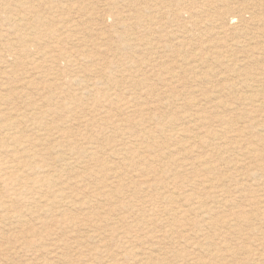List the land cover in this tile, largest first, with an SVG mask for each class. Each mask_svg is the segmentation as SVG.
Listing matches in <instances>:
<instances>
[{
	"label": "rangeland",
	"instance_id": "rangeland-1",
	"mask_svg": "<svg viewBox=\"0 0 264 264\" xmlns=\"http://www.w3.org/2000/svg\"><path fill=\"white\" fill-rule=\"evenodd\" d=\"M253 98L264 0H0V124L69 179L0 224V264H264Z\"/></svg>",
	"mask_w": 264,
	"mask_h": 264
},
{
	"label": "bare ground",
	"instance_id": "bare-ground-1",
	"mask_svg": "<svg viewBox=\"0 0 264 264\" xmlns=\"http://www.w3.org/2000/svg\"><path fill=\"white\" fill-rule=\"evenodd\" d=\"M189 1V0H188ZM194 1V0H193ZM182 2V1H181ZM181 4V3H180ZM186 4V3H185ZM192 4V3H190ZM226 4V2H225ZM183 5V4H181ZM180 5V6H181ZM188 5V4H187ZM228 5V4H226ZM180 6L178 8H180ZM185 6V5H184ZM182 7V6H181ZM190 7V5H189ZM228 7V6H227ZM183 8V7H182ZM191 8V7H190ZM184 10L186 9L183 8ZM188 11V10H187ZM199 13V12H198ZM180 14V13H179ZM190 14V13H189ZM193 14V13H192ZM201 14V13H200ZM178 15V14H177ZM194 16V14H193ZM182 17V16H180ZM191 17V16H190ZM196 19V18H194ZM181 20V19H179ZM191 20V19H190ZM198 20V19H197ZM195 20V21H197ZM200 21V20H199ZM200 23V22H199ZM198 23V24H199ZM196 25V24H195ZM194 26V24L192 25ZM191 27V26H190ZM195 27H198L197 25ZM192 28V27H191ZM190 29V28H189ZM193 35V34H192ZM56 50V49H55ZM76 81V80H75ZM80 83V82H79ZM72 85V84H71ZM87 91V90H86ZM90 92V91H89ZM88 92V93H89ZM83 94V93H82ZM90 94V93H89ZM73 95V94H72ZM75 95V94H74ZM87 95V94H86ZM81 97V95H79ZM78 96V98H79ZM67 97V96H66ZM68 97L70 98V96L68 95ZM72 97V96H71ZM83 97V96H82ZM68 98V99H69ZM88 98V97H87ZM66 98V100H68ZM72 98H70L69 100H71ZM81 99V98H79ZM73 100V99H72ZM252 103L257 106L258 108L260 107L261 103H259V101H256L253 99H251ZM263 103V102H262ZM70 104V102H69ZM65 105H68V102H66ZM192 106V105H191ZM261 106H264V105H261ZM70 107V106H69ZM68 107V108H69ZM256 107V108H257ZM195 116V115H194ZM198 116V115H197ZM196 116V117H197ZM198 119V117H197ZM194 120V119H193ZM198 121V120H196ZM196 123V122H195ZM14 129H15V125L10 122L8 124H0V158L3 157V158H6L7 159V162L8 164H6V166L4 167V173H1L0 172V214H3L5 217L3 219H0V224L3 225L5 224L6 222L10 225V222L12 221H17L19 220V218L21 217V215L19 214V212H17V208L18 205L20 204V202H22V199L24 198V196H26L27 194H32L31 192H35L34 190L37 188L36 191L39 190V188L42 186V187H46L47 189H50L53 185H54V190H56L55 187L56 185L55 184H61L60 188H58V191L57 193L54 192V195L52 196H56V194H60L58 197H61L62 196V191L65 190L66 188H68V185L67 186H63V180L65 181L66 179H63L61 178L60 175H63V174H58L51 172L50 169L47 170V168L45 169L46 165L45 164H38L39 162V158H38V161L36 160V154L32 153V151H30L29 147L31 146H34V145H30L28 144V142L26 140H23V137L19 134V133H14ZM12 131V132H10ZM28 139V138H27ZM31 141V138L29 139ZM33 140V139H32ZM194 140V139H193ZM192 140V141H193ZM194 142V141H193ZM201 142V141H200ZM199 142V143H200ZM33 144V142H32ZM37 144V143H36ZM35 144V145H36ZM29 145V146H28ZM34 148V147H32ZM36 148V147H35ZM39 156V155H38ZM41 157V155H40ZM43 157V156H42ZM46 159V158H45ZM59 159V158H58ZM41 160V158H40ZM44 160V159H42ZM41 160V161H42ZM53 160V159H52ZM61 160V158H60ZM5 161V160H4ZM46 161V160H45ZM44 161V162H45ZM49 162V161H46V163ZM54 161H52L53 163ZM64 162V161H63ZM62 162V163H63ZM148 162V161H147ZM48 164V163H47ZM50 164V163H49ZM54 164V163H53ZM205 164V163H204ZM65 165V163L63 164ZM68 165V164H67ZM201 165V164H200ZM48 167L50 165H47ZM202 166V165H201ZM2 167V166H1ZM59 167V166H58ZM69 168V167H68ZM56 169V168H55ZM55 169H54V172H55ZM62 169V168H61ZM66 169V168H65ZM53 170V168H52ZM58 170V169H57ZM52 174H51V173ZM49 173V175H48ZM66 173V172H65ZM66 177L70 176V174L67 176L65 174ZM64 177V176H63ZM65 178V177H64ZM70 178V177H69ZM67 181V180H66ZM69 181V179H68ZM67 181V182H68ZM66 183V182H64ZM67 184V183H66ZM40 186V187H39ZM39 187V188H38ZM41 187V188H42ZM40 188V189H41ZM40 191V190H39ZM47 192V190H45V193ZM50 192V191H49ZM52 192V191H51ZM50 192V193H51ZM65 192V191H64ZM6 196V201L4 200H1L2 198V195ZM42 193V192H40ZM34 194V193H33ZM47 194V193H46ZM43 195V194H42ZM41 195V196H42ZM65 195V193H64ZM63 195V196H64ZM32 196V195H31ZM34 196V195H33ZM38 196V194H37ZM43 196H46V195H43ZM51 196V195H50ZM28 197V195H27ZM65 197V196H64ZM32 198V197H31ZM30 198V199H31ZM34 198V197H33ZM32 198V199H33ZM49 198V196L46 197V199ZM66 198V197H65ZM68 198V196H67ZM66 198V199H67ZM70 198V197H69ZM4 199V197L2 198ZM25 199V198H24ZM23 201H31V200H24ZM39 199V198H38ZM63 199V198H61ZM65 199V200H66ZM50 199L48 200H44V199H41V201L39 203H41V205L44 207H46L48 210L51 211V209L53 208V200L50 202L49 201ZM58 200V199H57ZM70 201V199H67ZM66 200V201H67ZM63 201V200H62ZM66 201H64L66 203ZM76 201L77 200H73ZM32 202V201H31ZM68 202V201H67ZM174 202V201H173ZM33 203V202H32ZM37 203V202H35ZM57 203V201H56ZM73 204V206H75L76 204ZM38 204V203H37ZM55 204V203H54ZM59 204V203H58ZM62 204H64L62 202ZM176 204V202H175ZM21 205V204H20ZM26 205V203H25ZM32 205V204H30ZM181 205V204H180ZM23 206V205H21ZM34 206V205H33ZM63 206V205H62ZM37 207V205H36ZM41 206H39L38 211ZM55 207H56V204H55ZM21 208V207H20ZM32 208V206L30 207ZM35 208V207H34ZM57 208V207H56ZM61 208V207H60ZM23 209H26L25 207ZM47 209H44L45 211ZM178 209V208H177ZM22 210V209H20ZM42 210V209H41ZM47 210V211H48ZM26 211V210H25ZM27 213L25 212V214H28L29 213V210H28V207H27ZM49 211V212H50ZM33 212V211H32ZM34 213V212H33ZM38 214V213H37ZM43 214V213H42ZM46 214V213H45ZM44 214V215H45ZM30 215V213H29ZM34 215H36L34 213ZM239 215V214H238ZM27 215H25V218H26ZM43 216V215H42ZM24 217V216H23ZM22 217V218H23ZM28 218V217H27ZM26 218V219H27ZM31 218V216H30ZM32 219V218H31ZM28 220V219H27ZM10 221V222H8ZM6 223V225H7ZM23 223V222H22ZM90 238V237H89Z\"/></svg>",
	"mask_w": 264,
	"mask_h": 264
}]
</instances>
